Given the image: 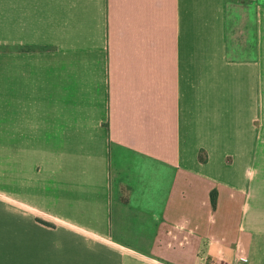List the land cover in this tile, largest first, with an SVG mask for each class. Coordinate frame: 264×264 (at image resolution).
<instances>
[{
    "label": "crops",
    "instance_id": "obj_1",
    "mask_svg": "<svg viewBox=\"0 0 264 264\" xmlns=\"http://www.w3.org/2000/svg\"><path fill=\"white\" fill-rule=\"evenodd\" d=\"M236 258L264 264V0H0V264Z\"/></svg>",
    "mask_w": 264,
    "mask_h": 264
},
{
    "label": "built area",
    "instance_id": "obj_2",
    "mask_svg": "<svg viewBox=\"0 0 264 264\" xmlns=\"http://www.w3.org/2000/svg\"><path fill=\"white\" fill-rule=\"evenodd\" d=\"M231 264H247V263H246V260L242 258H236L235 261Z\"/></svg>",
    "mask_w": 264,
    "mask_h": 264
},
{
    "label": "trees",
    "instance_id": "obj_3",
    "mask_svg": "<svg viewBox=\"0 0 264 264\" xmlns=\"http://www.w3.org/2000/svg\"><path fill=\"white\" fill-rule=\"evenodd\" d=\"M211 202L214 203V194H211Z\"/></svg>",
    "mask_w": 264,
    "mask_h": 264
}]
</instances>
